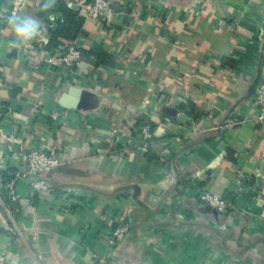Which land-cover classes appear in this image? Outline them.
<instances>
[{
	"label": "crops",
	"instance_id": "obj_1",
	"mask_svg": "<svg viewBox=\"0 0 264 264\" xmlns=\"http://www.w3.org/2000/svg\"><path fill=\"white\" fill-rule=\"evenodd\" d=\"M108 1L106 21L82 12L81 35L58 41L84 52L68 69L47 65L41 43L65 0L43 13L37 0H0L1 202L21 153L62 158L52 192L15 184V219L0 203V264H264V126L252 117L264 0ZM17 11L42 19L26 47L10 45ZM200 192L232 207L202 206ZM119 222L129 234L114 246Z\"/></svg>",
	"mask_w": 264,
	"mask_h": 264
},
{
	"label": "built area",
	"instance_id": "obj_2",
	"mask_svg": "<svg viewBox=\"0 0 264 264\" xmlns=\"http://www.w3.org/2000/svg\"><path fill=\"white\" fill-rule=\"evenodd\" d=\"M70 10L85 13L86 18H94L100 21H106L112 11V4L108 0H65ZM41 43L46 48V63L49 66L57 68H75L85 57L82 47L79 43H67L57 47H49V38L43 39ZM252 106L256 108L253 119L264 126V74L256 89L252 99ZM150 126L141 128L139 151L142 154H148L152 145L153 137L150 132ZM21 165L15 178L9 184V198L11 202H17L15 184L19 180H28L30 188L37 193H50L53 187L49 178L50 172L56 170L62 164V158L57 153L45 149H31L20 155ZM198 202L205 207H210L219 213L230 209L231 204L216 194L200 192ZM3 212L11 220L16 218L11 204L0 200ZM129 224L126 222L117 223L112 233V245H118L127 238L129 234Z\"/></svg>",
	"mask_w": 264,
	"mask_h": 264
},
{
	"label": "clouds",
	"instance_id": "obj_3",
	"mask_svg": "<svg viewBox=\"0 0 264 264\" xmlns=\"http://www.w3.org/2000/svg\"><path fill=\"white\" fill-rule=\"evenodd\" d=\"M56 0H37L39 12H47L54 7ZM7 24L10 35L14 37L10 41L12 47H26L33 40L43 35V25L41 17L22 12H13L8 15Z\"/></svg>",
	"mask_w": 264,
	"mask_h": 264
},
{
	"label": "trees",
	"instance_id": "obj_4",
	"mask_svg": "<svg viewBox=\"0 0 264 264\" xmlns=\"http://www.w3.org/2000/svg\"><path fill=\"white\" fill-rule=\"evenodd\" d=\"M85 18L80 12L70 10L64 15L63 22L53 31L50 45L57 46L58 41H72L81 35ZM58 169V168H57ZM17 169L8 170L2 173L4 185H9L15 178ZM53 172V171H52ZM51 174V172H50ZM49 174V175H50ZM51 180V179H50ZM4 202L11 204L16 214H19L20 208L18 202H11L9 196L1 195ZM18 211V212H17ZM15 214V215H16Z\"/></svg>",
	"mask_w": 264,
	"mask_h": 264
}]
</instances>
